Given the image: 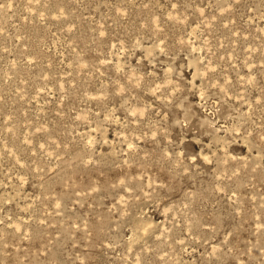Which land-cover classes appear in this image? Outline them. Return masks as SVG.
Here are the masks:
<instances>
[{
  "label": "rangeland",
  "instance_id": "obj_1",
  "mask_svg": "<svg viewBox=\"0 0 264 264\" xmlns=\"http://www.w3.org/2000/svg\"><path fill=\"white\" fill-rule=\"evenodd\" d=\"M0 264H264V0H0Z\"/></svg>",
  "mask_w": 264,
  "mask_h": 264
}]
</instances>
